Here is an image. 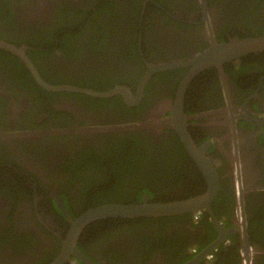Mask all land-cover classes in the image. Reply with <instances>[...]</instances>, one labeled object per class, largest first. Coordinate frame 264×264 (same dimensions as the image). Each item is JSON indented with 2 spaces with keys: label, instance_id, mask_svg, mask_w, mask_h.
Masks as SVG:
<instances>
[{
  "label": "flooded vegetation",
  "instance_id": "1",
  "mask_svg": "<svg viewBox=\"0 0 264 264\" xmlns=\"http://www.w3.org/2000/svg\"><path fill=\"white\" fill-rule=\"evenodd\" d=\"M258 38L264 0H0V41L17 48L0 46V264H50L97 206L204 195L203 156L220 226L205 206L111 214L63 264H264V46L246 42ZM235 41L248 49L198 66ZM23 55L48 84L130 96L49 89Z\"/></svg>",
  "mask_w": 264,
  "mask_h": 264
},
{
  "label": "water",
  "instance_id": "2",
  "mask_svg": "<svg viewBox=\"0 0 264 264\" xmlns=\"http://www.w3.org/2000/svg\"><path fill=\"white\" fill-rule=\"evenodd\" d=\"M248 42V46L253 49L262 48L264 46V38H258V39H251L246 40ZM216 44L217 49H211V51H207L205 53L200 54V59L202 63L198 64V66H207L209 64H212L214 62L235 58L238 57L241 53H243L248 48L244 47V43L240 41L235 42H228V43H220ZM0 46L4 47L11 51H16L17 48L14 45L8 44L6 42L0 41ZM25 57L26 62L31 66L34 74L36 75L37 79L47 88L52 90H73V91H79V92H85L89 94H93L96 96L105 97L111 94L120 93L125 96H130V92L127 88L124 86H117L114 87L108 91H99V90H93L89 88H84L76 85H51L46 83L38 74L36 68L33 67L32 62ZM220 57V58H218ZM223 57V58H221ZM180 64L179 61L168 63V64H162L159 65V67H169V66H175ZM200 68V67H198ZM197 68V69H198ZM148 79V76H144L141 82H146ZM141 95L138 94L137 99L140 98ZM201 164L204 165V170L208 179V185L209 189L208 191L202 195L198 196L197 198L183 201V202H175V203H165V202H159V203H138V204H104L101 206H97L95 208L90 209L89 211L85 212L81 216H79L74 222H73V228L71 229L68 239L66 240V245L61 253L55 260H53L50 264H63L69 256L70 251L73 249V244L76 243L77 238L79 237V234L81 233L83 226L88 224L89 222L95 220L96 218L111 215V214H127V215H160V214H168V213H175L181 210H188L192 209L195 210L199 207H206L217 226H220L218 222V218L215 216L213 210L211 209L210 202L214 198V196L217 194L218 186H219V176L217 171L215 170V167H213V163L211 161L204 157L202 158ZM209 166V167H208ZM211 167V168H210ZM82 257L86 260V257L82 255Z\"/></svg>",
  "mask_w": 264,
  "mask_h": 264
},
{
  "label": "bare ground",
  "instance_id": "3",
  "mask_svg": "<svg viewBox=\"0 0 264 264\" xmlns=\"http://www.w3.org/2000/svg\"><path fill=\"white\" fill-rule=\"evenodd\" d=\"M10 42V41H9Z\"/></svg>",
  "mask_w": 264,
  "mask_h": 264
}]
</instances>
